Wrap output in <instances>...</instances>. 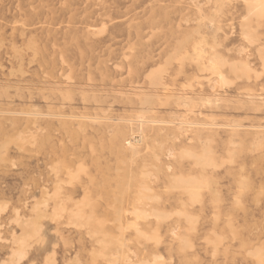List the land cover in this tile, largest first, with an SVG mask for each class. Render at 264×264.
Returning a JSON list of instances; mask_svg holds the SVG:
<instances>
[{
    "label": "rangeland",
    "instance_id": "obj_1",
    "mask_svg": "<svg viewBox=\"0 0 264 264\" xmlns=\"http://www.w3.org/2000/svg\"><path fill=\"white\" fill-rule=\"evenodd\" d=\"M159 263L264 264V0H0V264Z\"/></svg>",
    "mask_w": 264,
    "mask_h": 264
},
{
    "label": "bare ground",
    "instance_id": "obj_2",
    "mask_svg": "<svg viewBox=\"0 0 264 264\" xmlns=\"http://www.w3.org/2000/svg\"><path fill=\"white\" fill-rule=\"evenodd\" d=\"M205 37V36H204ZM202 38V37H201ZM200 38V39H201ZM213 65V64H212ZM215 66V65H214ZM216 70H218V69H216ZM221 73V72H220ZM159 79V78H158ZM223 79V78H222ZM159 82V81H158ZM161 82V81H160ZM223 82V81H222ZM222 84V83H221ZM154 85H155V83H154ZM159 85H160V83H159ZM154 94V93H153ZM157 94V93H156ZM148 95V94H147ZM147 95H145V96H147ZM149 96H151L150 94H149ZM157 96V95H156ZM173 97V96H172ZM178 97V96H177ZM179 97H180V95H179ZM183 97V96H182ZM85 98V97H84ZM145 98H147V97H145ZM144 98V99H145ZM184 98V97H183ZM186 98V97H185ZM131 99V98H130ZM150 99V98H149ZM180 99H181V97H180ZM146 100V99H145ZM182 100V99H181ZM186 100V99H185ZM207 100V99H206ZM143 102H144V100H142ZM178 101H179V98H178ZM193 101V100H192ZM191 101V102H192ZM95 102V101H94ZM148 102V101H147ZM147 102H146V104H147ZM176 102V101H175ZM202 102V101H201ZM141 103V102H140ZM150 103V102H149ZM182 103V102H181ZM151 104V103H150ZM153 104V103H152ZM163 104H165V102L163 103ZM177 104V103H176ZM187 104H189L188 102H187ZM144 105V104H143ZM189 105H191V104H189ZM191 108V107H190ZM145 111V110H144ZM104 114V113H103ZM78 117V116H77ZM85 117V116H84ZM87 117V116H86ZM95 118H99V117H95ZM101 118V117H100ZM156 118V117H155ZM104 119V118H103ZM110 119V118H109ZM146 120V119H145ZM145 120H143V119H140L139 120V125H138V127H137V129H134L133 128V130H132V133H131V136H132V139H131V141H132V143H133V145L134 146H138V145H141V144H143V143H145V141H146V139H147V134L145 133V127H144V125H145V123H147V121H145ZM95 122V121H94ZM204 125V124H203ZM237 126V125H236ZM163 131V130H162ZM232 144H234V143H232ZM149 147V146H148ZM212 148V147H211ZM205 150V149H204ZM212 150V149H211ZM207 151H210V150H207ZM234 151V150H233ZM211 152V151H210ZM189 153H191V151H189ZM209 153V152H208ZM233 153V152H232ZM235 153V152H234ZM195 154V153H194ZM188 155V154H187ZM195 156V155H194ZM198 156V155H197ZM203 159V158H202ZM205 159V158H204ZM204 159L202 160V161H204ZM199 160V159H198ZM212 159H210V161H211ZM200 163H202V162H200ZM203 164V163H202ZM206 164V163H205ZM177 179H179V181H183L184 182V180L186 179V178H183L182 177V180L179 178V177H177ZM184 179V180H183ZM190 179V178H189ZM174 180V179H173ZM178 182V181H177ZM186 182V181H185ZM178 183H182V182H178ZM177 183V184H178ZM187 183H190V182H187ZM183 184V183H182ZM191 184V183H190ZM193 184V183H192ZM176 185V184H175ZM148 189V188H147ZM150 189V188H149ZM148 189V190H149ZM145 190V189H144ZM189 192H191V191H189ZM61 192H59V194H60ZM56 194V193H55ZM53 196H55L54 194H53ZM156 196V195H155ZM154 196V197H155ZM143 197V196H142ZM149 196H147V198H148ZM157 197V196H156ZM150 198V197H149ZM156 199H158L159 200V198L157 197ZM56 204V203H55ZM87 204H89V203H87ZM93 205V204H92ZM142 210V209H141ZM154 210H157V209H154ZM153 210V211H154ZM144 211V210H143ZM80 212H81V210H80ZM140 212H142V211H140ZM140 212H138V213H140ZM146 212V211H145ZM144 212V215L146 214ZM156 212V211H155ZM160 212V211H159ZM175 212V211H174ZM78 213V212H77ZM169 213L170 212H168V214L167 213H165V214H167V215H169ZM175 213H177V212H175ZM78 214H80V213H78ZM77 214V215H78ZM140 214H142V213H140ZM153 214H155L154 212H153ZM156 214L158 215L159 214V216H160V214H161V212L160 213H158V211L156 212ZM162 214H163V212H162ZM179 214V213H178ZM76 215V216H77ZM150 216V215H149ZM148 216V217H149ZM153 216H156V215H153ZM78 217V216H77ZM76 217V218H77ZM165 217H166V215H165ZM164 217V218H165ZM168 217V216H167ZM187 217V216H186ZM189 217V216H188ZM147 218V217H146ZM159 218V217H158ZM157 218V219H158ZM160 218H161V216H160ZM163 218V216H162V220L164 219ZM82 219V218H81ZM155 230V229H154ZM185 243V242H184ZM189 244V243H188ZM261 249V248H260ZM154 255V254H153ZM156 257H157V259H158V256L156 255ZM155 260H156V258H155ZM155 260H154V262H155ZM160 264V263H159Z\"/></svg>",
    "mask_w": 264,
    "mask_h": 264
}]
</instances>
